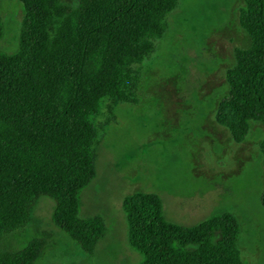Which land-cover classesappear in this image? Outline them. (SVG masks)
Here are the masks:
<instances>
[{
    "label": "trees",
    "instance_id": "16d2710c",
    "mask_svg": "<svg viewBox=\"0 0 264 264\" xmlns=\"http://www.w3.org/2000/svg\"><path fill=\"white\" fill-rule=\"evenodd\" d=\"M23 10L17 49L0 51V264H35L45 246L31 240L6 252L2 239L26 227L40 198L51 221L85 256L107 233L99 218H80L77 193L93 179L96 130L107 103L135 101L139 66L166 31L178 0H17ZM238 25L250 40L233 51L228 93L215 123L241 144L250 123L264 125V0H242ZM3 23L0 18V41ZM264 167V138L259 146ZM264 212V193L260 197ZM127 243L137 264H244L240 224L228 212L197 226L167 222L153 193L123 199Z\"/></svg>",
    "mask_w": 264,
    "mask_h": 264
},
{
    "label": "rangeland",
    "instance_id": "374dc122",
    "mask_svg": "<svg viewBox=\"0 0 264 264\" xmlns=\"http://www.w3.org/2000/svg\"><path fill=\"white\" fill-rule=\"evenodd\" d=\"M75 9V0H61ZM242 0H178L166 17L164 36L139 66L135 101L107 103L91 118L94 177L77 193L80 218H99L107 233L85 256L51 215L54 203L40 198L22 230L6 235L1 249L16 252L31 240L45 246L35 264H137L127 243L125 197L153 193L164 219L197 226L219 212L240 224L244 264H264V167L260 143L264 125L250 123L241 144L215 123L218 102L227 95L225 72L233 51L250 40L238 25ZM0 51L17 49L23 10L17 0H0Z\"/></svg>",
    "mask_w": 264,
    "mask_h": 264
}]
</instances>
